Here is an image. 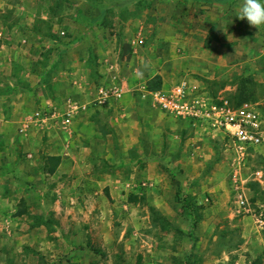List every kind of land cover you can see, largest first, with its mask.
Masks as SVG:
<instances>
[{"label":"rangeland","instance_id":"1","mask_svg":"<svg viewBox=\"0 0 264 264\" xmlns=\"http://www.w3.org/2000/svg\"><path fill=\"white\" fill-rule=\"evenodd\" d=\"M45 1L51 7L69 5V0ZM168 1L179 2V12H172L176 30H163L167 43L159 48L154 46L155 62L152 63L154 70L160 72L163 69L159 66L165 67V91L186 82L190 87L198 84L205 97L214 101L226 99L238 103L239 92L245 90L243 93L258 104L264 114V25L254 27L246 19L237 17L241 0H196L197 4L188 0ZM261 3L264 4V0ZM5 4L16 7L20 3L18 0H0V5ZM23 4L21 0V7ZM28 4L31 8L36 5L35 0H29ZM91 4L99 6L103 1L92 0ZM76 6L79 2H73V7ZM12 10L13 14L9 11L6 14L0 6V25L10 20L28 22L29 14L18 15ZM166 16L158 21L153 16L151 23L173 27L171 16ZM21 31L27 32L26 29H14V38L23 36ZM156 31L153 43L162 39ZM46 32L50 34V31ZM62 36L74 39L68 33ZM86 37L93 46L89 67L95 75L89 80L92 88L89 96L95 101L94 90L100 85L108 86L110 82L100 73L103 18ZM108 37L114 39L116 33ZM147 41L145 47H148ZM81 47L70 51L78 59L88 52L79 51ZM32 59H35L33 55ZM59 80L65 82L61 75ZM143 81L145 76L135 84ZM44 96L42 92L37 93L42 104H37L36 109L45 107ZM33 109L35 107L30 110L17 104L10 113L0 114V137L11 135L16 138L15 141L11 137L17 147L22 146L16 134L22 135L21 126ZM8 116H11L10 120L6 119ZM135 117L127 119L137 130ZM142 124H138L141 129ZM145 124L155 126L154 135L152 129H142V146L130 150L132 160L128 157L127 172L119 173L120 184L113 181L116 182L114 189H109L108 193L103 181L97 183L100 179L92 182L99 186L90 194L92 197H88L89 188L79 186L93 176L87 161L83 164L80 156L72 166L75 169L66 174V178L63 179L64 173L53 178L46 176L48 184L59 183L57 191L60 195H57L60 198L57 204L44 206L42 214L35 183H24L18 175L12 180L9 177L10 181H18L19 187L27 185L26 194L30 193L34 212L40 214L17 222L21 225L16 226L14 236H0V246L5 245L8 249L6 256L0 254V264H51L52 261L56 264H264V145L249 151L244 170L248 181L245 189L248 203L240 207L230 178L234 152L224 134L209 135L202 129L192 130L187 122L172 117L167 122L145 119ZM55 134H35L29 144L39 149L38 144H47ZM81 148L85 149V145H80ZM30 153L35 155L34 150ZM30 153L27 156L21 151L17 155L31 163L34 160L29 157ZM82 153L80 155H86V152ZM27 163V171L34 178L36 167ZM131 165L139 167L138 171L132 170ZM6 170L12 171L10 165ZM258 171L262 172V177L255 175ZM74 187L83 190L79 189L81 195L74 192ZM100 197L104 199L103 206L95 204ZM68 198L71 199L69 204ZM78 199L84 205L83 202L79 204ZM25 206L22 209L27 211L29 207Z\"/></svg>","mask_w":264,"mask_h":264},{"label":"crops","instance_id":"2","mask_svg":"<svg viewBox=\"0 0 264 264\" xmlns=\"http://www.w3.org/2000/svg\"><path fill=\"white\" fill-rule=\"evenodd\" d=\"M28 1L22 0L24 3L22 7L21 0H18L20 4L16 7L7 4L0 5L6 14L7 11L13 14L10 12L11 9L16 10L12 11L18 15L29 14L28 22L10 20L0 25V114L10 113L17 108V104L28 107L30 110L35 107L28 113L26 121H23L20 129L22 135L16 134L22 146L18 148L15 143L16 138L11 135L0 137V236L4 235L9 238L14 236L16 226L21 225L17 222L25 221L30 215L40 214L34 212V203L29 200L30 193L26 194L27 185L25 184L24 188L19 187L16 185L18 181H10L9 177L12 180L18 175L24 183L27 181L35 183L34 187L38 190L39 205L42 209L41 214L45 210L44 206L57 204L60 198L57 191L59 183L53 181L48 184L45 180L46 176L53 178V176L58 177L59 174L64 173L63 179L66 178V174L75 169L72 166L80 157H82L83 164L85 160L87 161L89 173L93 176L88 178L87 183H79V186L89 188L88 197H92L90 194L95 193L99 188L92 182L100 179L97 183L103 181V187L108 193L109 189H114L113 185L116 182L120 184L119 173L127 172L125 167L128 166V157L132 155L130 150H133V147L137 149L142 146V129L145 131L152 129L151 134L154 135L155 126H147L145 119L167 122L168 117L155 107L151 98L152 93L158 91L150 90L148 81L161 76L163 87L159 91L165 90L167 72L164 66H159L163 69L162 72L156 68L154 70L152 64L155 62L154 46L159 48L167 43V36L163 30L175 32L176 18H172V12L174 10L179 12L178 9H180L179 2L168 0H162L161 3H157L159 0H99L103 1V5L99 4V6L91 4L92 0H69L68 3L71 6L65 5L64 8L61 4L56 7L46 5L45 0H35V7L31 8ZM191 1H193L192 4L198 3L196 0H188L190 3ZM73 2H79V6L73 7ZM167 14L171 16L173 20H171V25L174 28L169 27L168 24L151 23V17L156 16L154 19L158 21L164 16L167 17ZM102 18L103 34L106 38L103 37V57L99 59V63H103L100 73L103 79H109L110 82L108 86L100 85L98 90H94L95 101H92L89 96L92 89L89 80L95 74L89 67L91 62L89 53L93 46L87 40L86 34ZM14 29L17 31L26 29L27 32L21 31L24 32L23 36L14 38ZM46 31H50V34ZM155 31L161 34L165 41L158 39V42L153 43ZM113 32L116 33V37L109 40L108 36H112ZM67 33L74 39L62 36ZM138 38H143L145 44L149 39L148 47H145V44L136 45ZM80 46L83 47L79 48V51L84 49L88 52L87 54L82 53L83 56L78 59L76 54L70 51L72 48L76 51ZM111 49H113L112 55L109 52ZM32 55L35 59H32ZM64 57L67 58L66 61ZM60 75L65 78L64 83L59 80ZM144 76L145 81L135 84ZM113 87L121 90L120 97L111 95L103 103V88ZM198 87L201 91L202 88ZM38 92L45 94L43 101L46 104L45 107L36 109L37 104H42L41 99L37 97ZM201 94L204 95L202 91ZM208 98L211 99L209 96ZM121 110L125 112L122 113ZM39 111L47 116L49 114H55V116L49 117L43 123L33 124L31 116ZM73 111L71 125L66 128L63 125L62 116ZM118 115H121V118ZM133 115L138 120L136 123L139 129L137 130L129 123L130 119H127L132 118ZM9 118L11 116L6 119L10 120ZM142 122L144 124L141 129L138 124ZM51 131L56 133L53 139L51 138L45 145L38 144L39 149L29 144L35 134L48 133L49 135L52 134ZM133 136L135 140L132 139ZM80 145H85V149H79ZM16 147L18 153L23 151L27 156L34 150L35 155L30 153L29 156L34 161L27 163L24 156L16 154ZM74 148L76 149L73 150ZM82 151L86 152V155H80L83 154ZM135 157L138 158V155ZM51 158L60 159V164L53 174L47 170V165L50 167L52 164ZM117 158L119 162H116ZM140 159L139 157L138 161ZM26 163L36 167L34 178L28 173ZM9 165L12 171L6 170ZM134 166L131 165L132 170ZM138 169L139 167L134 168L137 171ZM79 189L81 188L73 190L81 195ZM80 191L83 192L82 189ZM69 200L71 199L68 198L67 204ZM72 201L76 203L75 200L72 199ZM103 201L104 199L100 197L95 204L103 206ZM82 202L79 200V204ZM25 204V207L29 209L25 214L18 215L19 209ZM7 250L5 245L0 246L2 256L7 255ZM56 263L52 261L51 264Z\"/></svg>","mask_w":264,"mask_h":264},{"label":"built area","instance_id":"3","mask_svg":"<svg viewBox=\"0 0 264 264\" xmlns=\"http://www.w3.org/2000/svg\"><path fill=\"white\" fill-rule=\"evenodd\" d=\"M135 44L142 46L145 41L138 38ZM198 88L180 83L169 91L152 93L151 98L158 110L167 117L187 122L192 130L202 129L209 135L224 134L228 138V145L234 152L231 183L238 205L244 207L248 203L245 193L248 181L244 170L249 151L264 145V114L256 103L244 102L238 106L226 99L214 102L202 95ZM111 95L120 97L121 90L118 87L103 88V103ZM73 113L74 111L62 116L66 128L71 125ZM54 116L55 114L47 116L39 111L31 116V120L33 124H38ZM255 175L262 177V172L258 171Z\"/></svg>","mask_w":264,"mask_h":264},{"label":"clouds","instance_id":"4","mask_svg":"<svg viewBox=\"0 0 264 264\" xmlns=\"http://www.w3.org/2000/svg\"><path fill=\"white\" fill-rule=\"evenodd\" d=\"M240 20H247L251 26L264 25V4L261 0H241L236 10Z\"/></svg>","mask_w":264,"mask_h":264},{"label":"trees","instance_id":"5","mask_svg":"<svg viewBox=\"0 0 264 264\" xmlns=\"http://www.w3.org/2000/svg\"><path fill=\"white\" fill-rule=\"evenodd\" d=\"M148 87L152 91H159V90H161L162 87H163V79H162V77L161 76H156L155 78H153L150 81H148ZM243 92L245 93L246 91L243 90ZM243 92H241V91L239 92V97H240L239 98V101H238V103H235L238 106L241 105V104H243L244 102H251L249 100V96L248 95H245ZM50 160H51L52 164H51L50 167L47 165V168H48L47 170H49V172L51 174H53L57 170V168H58V166L60 164V159L59 158H51ZM26 212L27 211H26L25 208H23V209L21 208V209H19L18 215L25 214ZM191 217L194 220V216L192 214H191Z\"/></svg>","mask_w":264,"mask_h":264}]
</instances>
